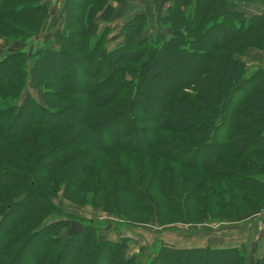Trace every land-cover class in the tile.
I'll return each instance as SVG.
<instances>
[{
  "label": "trees",
  "instance_id": "16d2710c",
  "mask_svg": "<svg viewBox=\"0 0 264 264\" xmlns=\"http://www.w3.org/2000/svg\"><path fill=\"white\" fill-rule=\"evenodd\" d=\"M110 1L64 0V30L79 26L81 31L70 35H76L80 44L87 46L86 50L76 59L67 57L61 40L71 36L62 32L56 34V42H61V46L54 59H44L46 46L35 54L39 57L34 55L28 62L30 75L35 79L37 74L32 71L35 61H51V65L56 66L69 62L73 67L75 74L67 75L65 80L49 77L76 95L73 100H65L70 117L63 118L58 108L50 113L51 119L59 118L56 124L43 120L40 124L48 131L74 130V133L76 129L78 134L64 143H39L40 156L34 154L36 158H32L25 153L21 170L0 163V188L20 190L11 197L5 195V200L0 202V264H62L66 254L70 256L68 264H138L135 256L127 258L125 241H100V225L94 220L85 221L82 229L64 243L59 236L61 224H43L50 214L63 213L52 201L62 185L66 199L90 201L128 223H136L142 217L159 223L179 220L185 214L182 207L188 213L203 210L195 205L205 200L199 198L197 192L202 183L185 191L192 178L179 179V166L189 170L196 168L195 171L203 174L209 172L221 186L219 191L224 192L223 196L236 188L234 201H249L253 199L250 193L264 199L261 178L264 177V149L260 145L264 142V69L258 65L248 71L243 60L236 58L245 56L253 48L264 49V13L248 15L234 0H172L167 15L157 17L161 30L170 28L173 32L159 49L145 46L141 36L149 28V17L140 13L122 26L123 43L110 52L99 51L110 28L106 26L96 34L97 22L110 24L117 10ZM44 7L41 0H0V28L11 35H22V41L39 31L46 14ZM73 9L82 14L78 22L70 15ZM159 9L162 8L159 6ZM211 37L214 40L207 43ZM66 42L76 46L69 40ZM67 43L66 47H70ZM165 53L168 58L162 55ZM19 56L12 53L0 60V86H9L13 76L19 74L18 66H5ZM21 56L24 62L21 70L26 75L25 58ZM148 62L170 64L167 69L163 67L155 72L152 68L157 65L151 67ZM81 64L90 69L78 75ZM185 68H190L187 69L190 72L186 71L189 76L179 80ZM37 70H42L46 79L45 69ZM169 71L170 75L179 76L178 84L152 90L151 77ZM125 72L133 79L120 82L119 77ZM7 76L9 79H5ZM76 81L81 82L83 88L75 89ZM191 89L193 95L187 94L185 90ZM238 90L244 91L235 100ZM61 91H57L58 94ZM255 100L258 102L254 103ZM75 101H80V107L74 105ZM112 103L118 108L108 109ZM148 104H154V112L149 111ZM18 108L19 114L32 115L38 110L48 116L47 108L30 98ZM16 110L0 108L1 133L8 134L14 126L15 123L7 121ZM6 114L8 117L4 118ZM188 117L192 118L187 120ZM150 124L151 141L133 145L146 133L139 126ZM31 125H21L18 132L11 134L12 139H24L23 133ZM113 126L116 127L114 140L98 143L97 135L103 138V132ZM136 131L138 137H135ZM171 133L180 136L167 135ZM30 149L33 153L32 147ZM56 154L61 160L53 159ZM115 154L118 158L138 156L143 161L131 165L128 160L122 165L113 161ZM192 155L204 157V161L197 163ZM180 184L185 186L181 188ZM210 196H214V192ZM207 202L212 207L211 201ZM218 202L220 198L215 204ZM228 203L218 208L229 210L233 204ZM19 210L27 213L9 222L10 216ZM32 243H35L31 255L34 260H25L24 255ZM148 264H246V253L244 248L181 250L164 247ZM255 264H264V252Z\"/></svg>",
  "mask_w": 264,
  "mask_h": 264
},
{
  "label": "rangeland",
  "instance_id": "374dc122",
  "mask_svg": "<svg viewBox=\"0 0 264 264\" xmlns=\"http://www.w3.org/2000/svg\"><path fill=\"white\" fill-rule=\"evenodd\" d=\"M171 1L172 0H141V2L137 5L128 4V6L125 2L123 4L118 3V5L116 6L117 10L113 15L112 22L110 24L104 23L101 20L97 22L99 24V27L96 31V34H100L106 26L110 28V32L107 34L106 42H104V44L99 48V51L110 52L118 47L121 43H123L124 40L122 26L140 13H144L149 17V28L148 30H145L141 36L143 39H145V46L147 48L150 46L153 48L157 47V49H159L162 44L168 42L173 33L172 29L170 28H164L161 30V28L157 24L158 15H167L168 7L172 6ZM244 1L252 3L256 0ZM257 2L259 3L256 4L262 5L259 7L264 9V0H257ZM41 4H44L46 14H44V21L42 22L38 32L33 33L31 36L29 35L26 39L21 41L22 35H11L8 34V31L4 29L2 30L0 28V60H3L8 54L15 53L16 55H20L19 57L12 58L5 65L18 66L19 68H17V72L19 74L13 76V83L9 86H0V108H6L8 110H13L15 108L16 110L18 107L23 105L26 98H30L39 105L47 108L46 114H48V116L45 115V113L41 114L38 110L34 111L32 115H29L25 112H21L19 114L16 110L18 116L15 117V112V114L7 121L8 124H10L11 122L15 123L14 126L9 130L8 134L0 132V163L2 162L3 165L6 164V166L17 170H21V168L23 167L22 156H24L25 153L29 154V156H31L32 158L40 156L41 151L39 150V143H64V141L67 142L69 138L73 139V135L78 134V131L76 129L74 133V130L68 132L48 131L40 124L42 123L40 122L41 120H43V122H48L50 125L56 124L59 118L57 117L58 119H51L50 113L54 112L53 110L58 108L61 109L59 112L61 113L60 115L63 118L66 119L70 117L69 112H66L67 102L65 100H73L76 98V95H73L67 90H64L61 85L52 82L50 78H61L65 80L67 78V75H74L75 72L73 71V67H71L69 62H61L62 64L56 66L51 65V61H35L34 65L32 64V71L34 69L38 77L37 78L35 76V79L32 78V75H30L31 67L29 70L28 62H31L32 57L39 51H41L42 47L46 46L48 47V49L46 50L44 59H54V56L56 54L55 52L60 49L61 42L63 43V47L65 48V54L67 55V57H71V59H76L79 55L82 54V51L86 50L87 48V46L80 44V39L76 35H70L73 31H81L79 30V26L73 25L71 27H67L68 29H66V31L64 30V0H41ZM242 5L243 4L240 3L239 7H245V5ZM159 6L162 9H159ZM257 11H260V9L258 8ZM108 12L110 13V11ZM70 15L76 19V22H78V20L80 19V15L82 14L76 9H73V11L70 12ZM67 18H69V15L67 16ZM62 32L64 33V35L67 34V36L70 35L71 37L66 38L65 41H63L62 39L61 42H56L58 40L56 34H61ZM66 40H69L71 43L76 44V46H70L67 43L68 41L66 42ZM213 40L214 37H211L206 42L208 43ZM66 43L70 47H66ZM21 55H23V57L25 58V64L28 71L26 72V75H24L23 70H21V68H24V62ZM162 55L168 58L167 53ZM57 57L58 56H56L55 58ZM236 58L243 60L247 67V70L249 69L248 71H250V68L258 65L263 67L264 69V49L258 50L253 48L250 49L247 54H245V56H236ZM155 64L151 65V62H148V66L151 67ZM168 64L170 63L158 62L156 64L157 66H154L152 68V71L157 72L163 67L167 69L169 67ZM80 66L81 69L79 68L80 72L77 73L78 75L83 71H89L90 69L84 64H81ZM196 67L197 66H194V68ZM37 68H43V70L45 69V72L47 74L46 79L42 75V70H40L39 72ZM190 68H185V73L180 77L179 80H184L189 76L190 71L187 69ZM126 69H129L128 66H126ZM234 70L235 69H233V71ZM171 73L172 72L169 71L167 74L165 73L162 76L158 77L157 75H155V77H151V80L153 79L151 89L163 90L171 84H178L176 82V79H178L179 76L170 75ZM119 78L120 82L131 81L133 79V77L127 72H125V74L121 75ZM5 79H9V76H7ZM83 86L84 85L79 81H76L73 84V87L75 89H81L83 88ZM60 90L62 91L58 94L57 91ZM48 91L54 92V94H50L48 93ZM145 91L149 92L148 89H146ZM185 91L187 92V94L193 95L194 93L192 89ZM243 91L244 90L236 91L234 99L236 100V97H238ZM145 94L149 95L150 93ZM255 102H258V100H255L254 103ZM80 104V101H75L74 103L75 106L79 107ZM140 106H143L145 108V105H143L142 103H140ZM148 106L151 107L149 110L150 112L155 111L154 104H148ZM107 108L112 110L117 109L118 107L112 103L111 105H108ZM174 111L176 112L175 108ZM7 117L8 114L4 115V118ZM76 117L79 118L80 116L76 115ZM191 118L188 117L187 120H190ZM31 120H33V122H29ZM202 121L203 120H201L200 122ZM25 123L33 124L24 131L25 133H23V135L25 136V138L12 139L13 135L11 134L18 132L17 129ZM115 128V126H113L112 128L108 127V130L105 128L106 131L103 132L105 136H103L102 138L97 135V142L106 143L111 139L114 140ZM139 129L145 131L146 133L142 136H139V140L136 141L135 144H133L135 146H141L142 143H146L148 140L151 141V133L153 131L152 125L150 124L147 126H139ZM136 134L135 137H138V134ZM167 135L175 137L180 136V134L177 133H171ZM175 142L177 141H172L171 143ZM260 145L264 149V142L260 143ZM30 147H32L33 153H31ZM223 151H226V149H223ZM34 154H36V156ZM192 156V159L197 163H199L200 161H204V157H201L199 155ZM53 159L55 161L61 160L57 158V154ZM128 160L131 161V165H135L140 164V161H143V158L138 156H134L131 158L128 156L126 158H118L116 154L113 156V161L121 162L122 165H126ZM231 164H237V162H231ZM195 170L196 168L189 170L179 166L178 174L179 179L181 180L186 178L188 179L190 177L192 178V183L188 187H186L185 191L188 189L192 190V187L196 188V183H202V185L198 187L199 190H197V192L198 197L205 200L197 201L195 205L198 209L203 210L191 211L188 213L187 210H185L186 208L182 207V211H185V214H183L182 218H179V220H166L165 222L159 223L157 221L144 220L145 218L142 217L140 218V220H136V223L121 221L117 215L104 212L102 208L95 207L90 203V201L84 202V200L81 198H79V200L66 199L64 197V185H62L52 201L55 205H57L58 208H60V210L63 211V213L61 215L50 214L48 217H46L43 224L45 226L55 223L61 224L62 228L59 231V236L62 240V243H64L69 237L82 229L85 221L94 220L100 225V241H125L128 245L127 258L135 256L138 264H148L155 256L161 253L164 247L181 250L206 249L209 247L217 248L220 239H225V237L226 239H233L236 238L234 236L240 235L238 234V231L242 228L239 227L243 226L244 224H250L253 217L256 218L257 221L259 218H264V199H262L258 194L250 193L249 196L253 199L249 201H246L244 199L240 201H234L236 188H232L228 192V195L223 196L224 192L219 191V188H221V186L218 185V183L209 172L207 174H203ZM13 177H11V181ZM261 178L264 182V177L261 176ZM193 182L195 184H193ZM222 185L228 186L226 183H222ZM180 186L181 188H183L185 185L180 184ZM19 191L20 190L9 191L0 188V202L5 200V195L11 197L15 194L20 193ZM212 192H214V196H210ZM216 197L220 198L221 202L215 204L216 200H218V198ZM208 200L211 201L212 207H209V204L207 202ZM254 200L257 201V203ZM224 202H230L233 205L229 210L218 208V206L222 205ZM230 203H228V205ZM26 213V210H19L13 213L9 218V222L18 219ZM241 222H243V225H240L242 224ZM8 223L6 224V226L8 225ZM259 227L260 229H263L261 224H259ZM32 244L33 245L28 248V251L24 255L25 260H34V255H31L33 253L35 243ZM221 248L231 247H220L219 249ZM63 258L64 259L62 264H68L70 261V256L66 254ZM99 260L103 261L102 258H100ZM246 264H255V260L248 261L246 255Z\"/></svg>",
  "mask_w": 264,
  "mask_h": 264
},
{
  "label": "crops",
  "instance_id": "0c3cea01",
  "mask_svg": "<svg viewBox=\"0 0 264 264\" xmlns=\"http://www.w3.org/2000/svg\"><path fill=\"white\" fill-rule=\"evenodd\" d=\"M234 1L235 4L238 6V8L246 12L248 15L264 13V9L259 7L262 5L256 4L259 3L257 2V0L252 3L245 2L244 0H234ZM110 2L112 3V6L115 8L118 5V3L115 2L114 0H111ZM140 2L141 0H125L127 6L128 4L137 5ZM240 3L245 5V7L242 5L243 8H240L239 7ZM258 8L260 9V11H257ZM241 223L242 224L240 225H243V222ZM259 224H261L263 229H260ZM239 228H242L238 231V234L240 235L234 236L236 238L233 239H226V237L225 239H220L217 248L220 247H231V248H239V249L244 248L248 261L256 260L264 252V218H259L257 221V219L253 217L252 222L250 224L247 225L244 224Z\"/></svg>",
  "mask_w": 264,
  "mask_h": 264
}]
</instances>
